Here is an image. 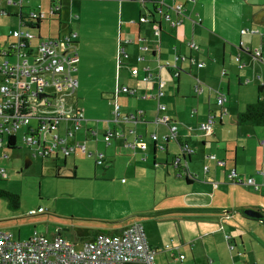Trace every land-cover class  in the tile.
I'll return each mask as SVG.
<instances>
[{"label":"crops","instance_id":"0c3cea01","mask_svg":"<svg viewBox=\"0 0 264 264\" xmlns=\"http://www.w3.org/2000/svg\"><path fill=\"white\" fill-rule=\"evenodd\" d=\"M13 1L16 3L7 4V0H0V4L3 2L7 14H16L21 21V15L26 16L29 13L26 5L31 3L27 0H24L22 4L18 3V0ZM97 1L112 3L116 7L114 9L116 13L111 22L112 43L106 61L111 79L109 83L99 87L93 99L89 97L90 87L86 84L83 75L89 71L82 61L86 59L85 52H83L84 55L79 54L78 49L73 47L79 54V60L72 66L71 74L76 78L77 86L75 100H72L71 107L73 110L81 109L85 120L82 121L76 138L66 135V128L71 125L70 122H62L60 131L69 144L75 143L76 140L84 143L87 152L77 149L64 158L63 163L55 161L54 165L57 174L83 181V190L80 189L79 193L68 195L82 196L83 194V199H77V201H83L79 205L83 207L81 217L88 222H83V227L86 229L82 232L83 235L79 234L75 228L72 231L68 229L69 226L75 227L74 225L63 223L53 236L62 234L74 242H82L93 238L99 231L119 232L140 222L148 228V234L146 233L148 241L159 247L158 249L161 248L156 255L157 264H170V262L172 264V260L181 264L184 260L190 262L188 256H185L183 260L179 257L184 254V249H188L184 246L187 240L196 242L202 249L205 245L211 247L210 262L215 264H264V221L247 217L242 213L247 208L264 211V193L255 192L249 185L254 191V193L250 191L251 201L249 199L231 206H215L213 192L217 191L219 186L212 185L211 193V187L208 185L212 182L211 179L209 178L208 181L204 177L201 181L198 173L200 172L199 164L204 162V166L207 165L208 152L214 147L212 143H208L210 141L207 139L209 135L211 136L214 127L218 122L223 128L225 127L228 123L227 119L230 118L233 102L236 103L238 114L244 111L248 104L255 102L256 93L254 87L250 85L257 82L258 76L264 80V62H258L252 55L256 49L261 48L264 57V25L257 22V20L264 21V18H261V15H264V0H158L162 12L168 14L171 19L161 18L164 16L162 13L155 17L148 15L149 22H141L140 18L146 15L148 10H154L152 0ZM66 2L71 7L76 3L75 0H63L61 6ZM50 4L53 6L51 1ZM40 8V12L46 15L41 5ZM50 13L52 15L60 13L59 16L62 18V8L54 10L51 7ZM45 18L46 16L42 19ZM72 20L70 21L73 22ZM175 20L180 23L173 27L170 24ZM43 29L41 22V28L37 32L41 37L58 38L74 32L77 34L74 41L77 40V44L80 41L79 33L73 30L68 33L63 29L55 33L49 30L46 36H43ZM121 41H129L125 46L128 56L121 57L122 62L119 63L118 48ZM189 42L199 45L201 51L196 52L189 46ZM141 44L148 45L150 49L143 51ZM156 46L158 49L154 50ZM179 53H190L196 60L204 61L205 65L199 68L195 65L190 66L189 63L181 64L184 72L176 78L178 85L175 86L169 79H164L167 72L171 76L172 74L164 68L160 71L158 66L173 62L174 57ZM141 55L145 59L140 61ZM241 63L244 67L239 68ZM90 64V62L87 63V65ZM99 65L105 64L100 61ZM147 68H150L149 72L153 75L150 76V80L145 81L144 76L148 75ZM223 69H226V75H223ZM160 73L161 79H158ZM216 75L220 77L217 89H221L225 100L219 104L215 89L209 88L210 100L212 97L216 99L215 106L218 110L217 114L214 113L216 124L211 132L205 133L200 140V137L193 136L195 123L192 119L198 116L199 109L192 107L196 102L200 103L199 95L207 88L204 82H208ZM189 76L199 77L202 82L200 90L195 91L197 96L189 92L181 82L184 77ZM159 80L164 83L165 95L161 100L167 105L165 113L169 116V122L177 125L176 131L179 137L177 141H165V136L170 132L169 124L155 122V116L161 112L158 109V100L155 98L160 88ZM226 83L228 95L231 91L233 92L236 83L246 85L244 90L239 88L237 94L232 93L233 100L227 105L223 87ZM124 86H127L130 92H120L116 96V88ZM261 97L264 98V86ZM104 98L108 100L105 102ZM88 100H96L94 102L96 107H89ZM115 103H119L120 116L135 113V116H138L137 122L122 120L115 122ZM194 110L195 114H192ZM214 110L209 105L208 115L210 112L213 114ZM208 115L199 118L201 123L207 120ZM98 118H104V120ZM201 123L198 124L199 128ZM109 130L119 132L120 135H115L111 143L107 144L104 137ZM215 130L219 132L222 128H215ZM254 131L258 132L256 129ZM153 134L157 135L156 140ZM139 138H142L145 148L139 145V141L136 142ZM262 139L264 137L259 139V144ZM134 142L136 147H133ZM182 144H187L195 150L189 157L191 163L189 171L198 176L199 183L196 181L188 183L185 174H180L178 169L171 165L174 157L181 154ZM161 146H166V150L161 149ZM4 148L6 147L0 149ZM91 151L103 152L105 155L103 165L97 164V157L95 154L90 155ZM237 159H239L238 156L234 159V167L225 172L228 178L234 169L236 176L242 177L237 173L239 167ZM28 161L31 162L29 159ZM167 163L169 164L165 165ZM217 165L227 168L228 163ZM99 166H105L104 176L109 177L98 176L101 172ZM204 166L202 172L207 175L208 172H205ZM256 166L257 169L264 168V155L261 163ZM256 168L254 170H257ZM252 176L247 177L245 174L242 178L247 179ZM256 180L264 185V175L256 176ZM262 191L264 192V189ZM69 201L73 202V199ZM229 206L236 208V212ZM229 210L231 212L228 214ZM104 211L107 214H104ZM59 212L62 213L61 216L65 214L63 211ZM170 224H174L176 229L173 226L169 227ZM226 234H230L229 239L232 240L235 249L231 250L229 246L226 250L215 247L214 243H219L220 240H225L228 245V240L225 239ZM169 240L174 241L173 251L165 250L169 245L163 247V244ZM186 244L191 246L193 251L192 243ZM175 252H179L178 257Z\"/></svg>","mask_w":264,"mask_h":264},{"label":"rangeland","instance_id":"374dc122","mask_svg":"<svg viewBox=\"0 0 264 264\" xmlns=\"http://www.w3.org/2000/svg\"><path fill=\"white\" fill-rule=\"evenodd\" d=\"M27 1L31 3L26 5L28 6L27 9L29 12H40V5L43 7L42 10L46 12V18L42 19V27L44 28L43 36H46L49 30H51L52 33H55L60 29L66 30V33L70 32V30L79 33L80 41L75 48L78 49L79 54H83V52H85L84 54L86 59L82 61L84 62L86 69L89 71L85 72L83 75L88 87L92 88H89L88 92L91 93L89 97L93 99L97 95L98 92L96 91L99 90V87L102 84L109 83L111 79V74L108 70L106 61L107 55H109L110 52L109 48L112 43L111 35L113 32V26L111 22L114 19V14L116 13L114 10L116 7L114 4L100 2L97 0H75L76 3L71 7V5L66 2L62 6V18H60L59 14L52 15L50 13V0ZM3 5L4 3L2 2L0 6L3 7ZM11 10L14 11V9ZM76 16L80 17V19ZM73 17L74 20H72ZM18 18L19 17L16 14H6L4 16H0V50L7 49L9 47L8 44L15 40L11 37L10 32L21 28L20 20ZM158 18L160 17L158 16ZM30 30L34 34L38 32L37 29ZM39 41V39L34 41L35 48L37 47L36 45H38ZM59 47L60 49L63 48L62 45ZM9 58L12 61L15 59L14 56ZM5 59L6 58L3 56H0V62ZM100 61H103L105 65H99ZM88 62L91 64L87 65ZM184 76L187 75L184 74ZM195 77L196 76H194V78ZM166 78L167 80L169 79L172 85H178V79L172 77L168 72L164 79ZM194 78L190 76L188 78L184 77L181 82L187 87L189 92H192L195 96H197L198 94L195 92L196 80ZM219 79V75H216L211 80H208V82H204L202 80L207 85V88L201 95H199L201 98L200 103L196 102L192 107H198L199 109L198 116L192 119L195 123V126L193 127V136H196V138L200 137V140H202L205 136V133L199 128L198 124L199 122L201 123L199 118L203 115L207 117L209 105L215 109L213 114H217L218 112L217 107L215 106V97H212L211 100L209 98V88H219ZM257 84V82H253L250 85L251 87H254L256 93L254 101H256L258 96L261 95V93L259 95ZM227 85V83L223 85L227 97L225 102L226 105L233 100V94H237L239 88L244 90V86H246L243 83H236L233 87V92L231 91L228 95ZM48 99L51 101L53 100V102L56 103V100H54L55 97ZM107 100L108 99L106 98L105 102ZM95 101L88 100L89 107H96V104L94 103ZM40 104L43 106H40ZM44 104L45 102L40 103L33 101L35 109L34 112L36 114H50L54 111L53 108ZM233 104L234 105L231 106L232 108L230 109V118L227 119L228 123L225 127L223 128L218 122V124L214 127L213 132H211V136L209 135V137H207L210 141L208 143H212L214 146L209 150L208 155H216L218 157L217 159L225 160L228 163L227 168L219 167L216 161L208 159L206 164L209 166L210 171H207L208 174L205 175L202 172L204 162H201L198 166V170L200 171L198 173L201 176L199 180L203 181L204 177H206L207 180L210 178L211 181L218 182L219 189L214 192L213 183L210 182V184H208L211 187V193L213 192L215 194V206H231L232 204H236L240 201H249V199L251 201L252 193H250V191L254 193L252 188L246 184H236L230 181L228 179V174L226 175L225 172L234 167V159L238 156L239 159H237V161L239 167L237 173L242 177H244L245 174L247 177L250 175L255 176L256 170H254V168L257 167L256 165L261 163L264 155V148L259 144V139L264 137V127L252 126L250 124L239 125L237 123L238 110L235 107L236 103L233 102ZM98 119L104 120V118ZM34 124H36V120H32V125ZM215 128H222V130L217 132ZM254 129L258 130V132L255 133ZM23 134V129L16 134V148L10 149L6 147L2 150L0 149V172L2 169H5L8 174L7 178L1 177L2 175L0 174V188L19 193L21 196V204L18 209H11L8 203L9 200L0 197V229L8 231V233L13 235V239L15 240H24L35 234L53 237L57 230L62 227L63 223H67L68 225L75 226H69L68 229L72 231V229L75 228L79 234L83 235L82 232L86 231L83 227V222L88 221L81 217L83 207L79 205L83 203V201H80L81 203L77 201V199H83V194L82 196L68 195L79 193L81 191L80 189L83 190V181L80 179H71L64 174H57L54 166L55 161L63 163L64 158L62 156L55 160L35 157L33 155V150L24 143ZM196 152L199 153L197 149ZM28 159L31 160L30 164H27ZM105 166H99L101 168V172L98 175L99 177H109L104 176V170H106L104 168ZM172 169L175 170V168ZM174 174H176L175 171ZM195 181L196 183H199L198 180ZM70 199H73V202L69 201ZM230 206L229 208L236 212L237 209ZM59 211H63L65 214L61 216L62 213ZM104 214H107V212L104 211ZM171 226L176 229L174 224H170L169 227ZM144 227L146 233L148 234V228L146 226ZM238 240L240 241L239 238ZM186 243H192L193 251H195L194 253L191 250V246ZM186 243H184V246H187L188 249H184L183 253L185 256L190 258L191 263L189 261L185 262L184 260L182 264H215L210 262L211 257L209 250L211 247L205 245L202 249L194 241L187 240ZM166 245L172 247L174 245V241L169 240L163 244V247ZM214 245L215 247L218 246V249L222 248L223 250H226V248H228L225 240H220L219 243H214ZM175 253L178 257L179 252ZM172 262V264H181L180 262L178 263L174 260H172Z\"/></svg>","mask_w":264,"mask_h":264},{"label":"built area","instance_id":"2783aa9c","mask_svg":"<svg viewBox=\"0 0 264 264\" xmlns=\"http://www.w3.org/2000/svg\"><path fill=\"white\" fill-rule=\"evenodd\" d=\"M24 0L17 2L22 4ZM52 9L57 10V5L62 0H51ZM16 3L13 0H7V4ZM163 13L162 8H158ZM7 14V10L0 6V15ZM167 20H170L168 14H164ZM46 15L41 12H29L21 21V28L11 31V37L15 40L11 42L7 49L0 51V56L6 58L0 62V148L6 146L10 136L16 137L20 130H24L23 141L30 149L33 150L35 157H51L66 158L77 149L87 152L84 143L75 141L69 144L67 138L61 135L60 125L62 122H70L71 125L66 128V135L75 137L85 120L81 109H72V100H75V90L77 80L73 76L72 66L79 60V55L74 47V38L76 33H68L58 38H41L37 47L34 46L36 34L32 33L30 23L37 18H44ZM141 22L148 21L147 16L140 18ZM180 21H172L170 25L173 27L178 25ZM246 32V30H243ZM131 42V40H130ZM264 42V41H263ZM129 41H121L118 48L119 63L122 62L121 57L128 56L126 45ZM192 48L198 50V46L194 42L188 43ZM60 45H64L60 49ZM141 49L147 51L150 49L148 45L141 44ZM257 58L264 61L261 48L254 51L253 54ZM14 56L12 61L9 57ZM143 55L139 56V60H144ZM200 63L199 66H201ZM244 65L241 64L240 67ZM148 72L144 76V80H150L152 74ZM159 91L155 97L158 100L159 111H165L167 105L162 102L165 95L163 91L164 83L159 80ZM115 91L116 96L120 92H130L127 86L118 87ZM53 93L56 103L49 101V97L40 98L46 101L48 105H52L53 112L50 114H36L34 111L33 101L39 100L42 93ZM217 100L222 104L225 100L219 90ZM119 103H115L114 121H128L134 119L130 117L120 116ZM29 111V112H28ZM156 123H166L170 126L171 137L177 138L178 131L176 124L169 122V116H155ZM207 120L200 124L203 132L209 133L216 124V117L210 112ZM32 120H36V124L32 125ZM119 132L109 130L104 137V141L110 144L111 139ZM156 140L157 135L153 134ZM169 136H165L168 139ZM139 145L145 148L142 138L136 140ZM135 143V142H134ZM260 144L264 146V139L260 140ZM136 147V143L133 144ZM187 152L193 150L186 146ZM90 155L95 154L97 164L104 163L105 155L103 152H89ZM215 159L216 155L209 156ZM219 164L225 165L224 160H219ZM207 170L208 167H205ZM234 171V172H233ZM235 169L230 172L229 178L238 181L235 176ZM259 174L264 175V169L258 170ZM1 177L7 178L8 174L2 169ZM249 183L255 184V180L250 178ZM217 185V184H216ZM258 188V185L254 186ZM230 236L227 235L226 239ZM234 248V245L231 246ZM158 249L152 247L147 240V234L144 226L134 223L119 234H109L105 232L98 233L92 240L82 242L76 246L67 238L56 235L49 237L47 235H35L27 241H17L13 239L12 234L0 229V264H131L145 263L156 264V255ZM184 257L183 255L180 256Z\"/></svg>","mask_w":264,"mask_h":264},{"label":"trees","instance_id":"16d2710c","mask_svg":"<svg viewBox=\"0 0 264 264\" xmlns=\"http://www.w3.org/2000/svg\"><path fill=\"white\" fill-rule=\"evenodd\" d=\"M134 1H137V0H134ZM153 2H154V6H155V8H154V10H156L157 8H159V4H158V0H152ZM60 8V10H61V8H62V6L61 7H59ZM154 10H148V12H147V14L146 15H143V16H147V18H148V15L149 16H154V15H152L153 14V12L152 11H154ZM30 12H32V11H30ZM57 14H60V13H57ZM21 17L22 18H24L25 16H22L21 15ZM142 17V16H141ZM22 18H21V21H22ZM21 21H20V23H21ZM41 22H42V18L40 19V18H37L34 22H32V23H30L29 25H30V27L32 28V29H37L38 31L40 30V28H41ZM148 22H149V18H148ZM61 37V36H60ZM41 38H52V37H41L40 35H38L37 33H36V39H41ZM75 43V46L74 47H76V45H77V40L74 42ZM197 45V44H196ZM190 46V45H189ZM198 46V50H196V49H194V50H196V52H200L201 51V48H200V46L199 45H197ZM158 49V47L156 46V48L154 49V50H157ZM153 50V51H154ZM247 50V49H246ZM1 51V50H0ZM77 51V50H76ZM155 52V51H154ZM78 53V52H77ZM252 54H254V53H252ZM79 55V54H78ZM185 56H187L188 58H189V60L187 61V62H185L186 64L187 63H189L190 64V66L192 65V66H197V67H199V68H201V67H203L204 65H205V62L204 61H202V60H196V58L194 57V56H192L190 53H186L185 54ZM262 57H263V55H261ZM264 58V57H263ZM237 59H239V57H237ZM259 59H261V58H259ZM261 61L262 62H264L262 59H261ZM200 63H202V65L201 66H199L200 65ZM241 64H243V63H241ZM240 64V65H241ZM244 65V64H243ZM244 67V66H243ZM239 68H242V67H239ZM153 75V74H152ZM223 75H226V69H223ZM178 77H180V76H178ZM178 77H176V78H178ZM256 81L257 82H259L257 85H258V91H259V95H260V93L262 92V90H263V86H264V80H262V77L261 76H258L257 78H256ZM213 89V88H212ZM217 90H221V89H215V91H217ZM47 93V92H46ZM220 93H222L223 94V92L222 91H220ZM48 94H50V95H52L51 97H54V94L53 93H48ZM223 96H224V94H223ZM51 97H49V98H51ZM217 97H218V94H217ZM225 98V97H224ZM49 101H51L50 99H49ZM38 102H45V104L44 105H46V106H48V107H51L52 108V105H48L47 103H46V101H44L43 99L42 100H40V98H39V100H38ZM217 102H218V100H217ZM40 106H43V105H41L40 104ZM167 110V109H166ZM166 110L165 111H161L160 113H159V115H161V116H163L164 114H166L165 112H166ZM29 112V111H28ZM192 114H195V110L194 111H192ZM210 114V113H209ZM134 117V119H136V117L138 118V116H135L136 114L134 113V114H132ZM167 115V114H166ZM126 116V115H125ZM127 117H130V115H127ZM155 119H156V117H155ZM238 124L239 125H252V126H260V127H264V98L263 97H261V95L260 96H258V99L255 101V102H253V103H250V104H248L246 107H245V110L244 111H242V112H240L239 114H238ZM203 123V122H202ZM203 132V131H202ZM60 133H61V131H60ZM204 133H206V132H204ZM62 135V134H61ZM63 136V135H62ZM167 136H169V138H168V140H167V142L168 141H170V140H179V137H177V138H172L171 137V131L169 132V134L167 135ZM17 137V136H16ZM16 137H14V136H10V138H9V142H8V144L6 145V146H4V147H8V148H10V149H14V148H16L17 147V138ZM165 141H166V139H165ZM186 146H188V147H190L189 145H187V144H182L181 145V154L180 155H178V156H176V157H174L175 159H174V161L177 159V158H180V161L182 162H184L185 164H186V168H187V173H185V179L187 180V182L188 183H193L195 180H198V176H196L195 174H193V173H191V171H189L190 169H189V164H190V160H189V157L191 156V154L192 153H194V148H192V147H190L193 151L192 152H187L184 148L186 147ZM161 149H163V150H166V146H161ZM209 156H212V155H208V158L209 159H211ZM42 159H58V158H56L55 156H51V157H41ZM207 158V159H208ZM218 157L216 156V158L215 159H212V160H215L216 162H217V164H219L218 163V161L220 160V159H217ZM173 161V162H174ZM225 161V160H224ZM172 162V163H173ZM225 163H226V161H225ZM104 164V163H103ZM102 164V165H103ZM169 163H167V164H165V165H168ZM205 167H208V169L206 170L205 169ZM204 169H205V172L207 173V171H210V168H209V166L208 165H205L204 166ZM259 169H264V168H258L256 171H255V176H252V177H249V178H247V179H245V178H242V177H237V176H235V178L236 179H239L238 181H234V183H237V184H247V185H250L251 187H253V189H254V191L255 192H262V193H264L262 190L264 189V185H262L261 183H259L257 180H256V176H260L261 175V173L259 174V172H258V170ZM262 176V175H261ZM250 178H253L254 180H255V184H252V183H249V179ZM229 180H230V178H228ZM232 180V179H231ZM232 182H233V180H232ZM212 183H213V185L214 186H216V184L218 185V182L217 181H212ZM256 184L258 185V188H256V187H254V186H256ZM0 197H3V198H6V199H8L9 200V206L11 207V209H18L19 207H20V204H21V196H20V194L19 193H16V192H12V191H10V190H7V189H4V188H0ZM255 210V209H254ZM257 211V213L256 214H258V216H255V217H253V219H257V220H262V221H264V211L262 210V209H258V210H256ZM244 215H246V213H243ZM247 217H250V216H248V215H246ZM251 218V217H250ZM136 223H138V222H136ZM133 225V224H132ZM143 225V224H142ZM131 226V225H130ZM129 226V227H130ZM128 228V227H127ZM126 228H124L123 230H125ZM145 229V228H144ZM123 230H121V231H119V232H108V231H99L98 233H100V232H105V233H109V234H119V233H121ZM146 231V230H145ZM97 233V234H98ZM96 234V235H97ZM35 235H37V234H35ZM35 235H33V236H35ZM60 236H63L62 234H59ZM95 235V236H96ZM227 235H229L230 236V234H226V238H227ZM33 236H31V237H33ZM94 236V237H95ZM12 237H13V235H12ZM31 237H29V238H27V239H24V240H20V239H18L17 241H27V240H29ZM54 237V236H53ZM63 237H65V236H63ZM93 237V238H94ZM66 238V237H65ZM93 238H91V239H87V240H84V241H82V242H85V241H88V240H92ZM225 238V239H226ZM68 239V238H67ZM68 240H70V239H68ZM147 240H148V238H147ZM228 240V246L231 248V246L233 245V243H232V240L231 239H227ZM70 241H72V240H70ZM76 246H78V245H80L82 242H74V241H72ZM148 243L152 246V247H154V248H156V249H158L159 247H156V246H154V245H152L149 241H148ZM235 247V246H234ZM161 249V248H160ZM160 249H158V252L160 251ZM167 250H171V251H173L172 249V247H170V246H167V248H166ZM165 249V250H166ZM233 249H235V248H231V250H233ZM164 250V249H163ZM157 252V253H158ZM184 256V257H180V256ZM179 257H180V259L181 260H183L184 258H185V255L184 254H181ZM156 264H157V262H155ZM131 264H133V263H131ZM145 264V263H144Z\"/></svg>","mask_w":264,"mask_h":264},{"label":"water","instance_id":"95a60500","mask_svg":"<svg viewBox=\"0 0 264 264\" xmlns=\"http://www.w3.org/2000/svg\"><path fill=\"white\" fill-rule=\"evenodd\" d=\"M51 1V0H50ZM52 2V1H51ZM62 1H60L58 3V5L56 6L57 7V10H60L59 7H61L62 5ZM154 16H150V17H155L156 15H159V14H162L160 12V10L157 8L156 10L152 11ZM163 15V14H162ZM163 19H166L164 16L161 17ZM261 18H264V15H261ZM167 20V19H166ZM257 22H259L260 24L264 25V21L263 20H257ZM157 33H159V31H157ZM249 52V51H247ZM253 55V54H252ZM253 57L255 58V60H258V61H261V59L255 57L253 55ZM189 60V58L187 56H185V54H182V53H179V54H176V56L174 57V60L173 62H168L167 64H163V65H159L158 68H160V71H162V69H167L171 74H172V77H178L181 75L182 72H184V69H183V66L181 64H184L185 62H187ZM186 73V72H185ZM161 73L158 75V79H161ZM196 79V85H195V91H199L201 86H202V82L199 80V77H196L194 78ZM52 95L48 94V93H42L40 95L39 98H43V97H51ZM137 117L136 119H131V120H128V121H124V122H130V121H133V122H137ZM168 139H166L167 141ZM31 162L28 161L27 164H30ZM158 165V164H157ZM171 165H173L174 167H176L179 171V173L181 174H185L187 173V168H186V164L182 161H180V158H177ZM234 172V171H233ZM230 181H232L230 179ZM234 182V181H233ZM231 211H227V213L229 214ZM242 213H246V215L250 216L251 218L255 217V216H258L257 211L252 209V208H247L245 209ZM241 254V253H240Z\"/></svg>","mask_w":264,"mask_h":264}]
</instances>
